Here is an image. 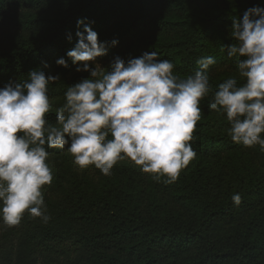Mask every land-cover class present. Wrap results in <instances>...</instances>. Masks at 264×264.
<instances>
[{"label": "trees", "instance_id": "1", "mask_svg": "<svg viewBox=\"0 0 264 264\" xmlns=\"http://www.w3.org/2000/svg\"><path fill=\"white\" fill-rule=\"evenodd\" d=\"M60 1L0 0V88L26 80L33 70L59 76L49 85L53 111L46 118L53 125L55 109L65 102L69 85L90 77L89 72H77L67 57L78 40L77 31H83L77 21L84 20L107 45V54L97 63L107 67L121 49L131 58L156 51L158 59L171 61L176 75L185 78L201 57L228 58L238 69L236 59L227 53L235 41L225 36L223 25L228 24L231 32L233 18H242L255 6L264 8V0H168L169 8L180 15L151 22L149 0H65L56 14L47 16L49 7ZM193 1L205 5L206 12ZM106 4H116L122 19L127 12L132 14L123 31L105 16ZM151 23L180 35L124 45L126 36L137 35ZM113 40L118 44L113 46ZM60 58L68 67L56 63ZM229 77H210L212 93L201 101V110ZM225 117L201 111L190 142L196 156L170 184L155 181L151 174L148 179L138 175L127 164L130 159L124 165L120 162L122 168L116 164L106 176L94 166L80 170L66 149H48L53 180L42 192L51 219L44 223L26 212L18 226L0 225V264H103V260L126 264L104 252L107 244L120 246L136 264H155L158 248L167 247L179 257L194 244L198 254L184 264H251L257 258L264 264V172L258 176L247 148L232 141ZM252 150L264 156L259 145ZM211 153L226 155L216 163L209 158ZM234 193L242 197L239 206L232 201ZM172 205L185 213L173 212ZM143 206L148 208L145 216Z\"/></svg>", "mask_w": 264, "mask_h": 264}, {"label": "clouds", "instance_id": "2", "mask_svg": "<svg viewBox=\"0 0 264 264\" xmlns=\"http://www.w3.org/2000/svg\"><path fill=\"white\" fill-rule=\"evenodd\" d=\"M77 27L83 31H77L67 57L77 72L90 77L69 85L65 102L55 109V125L46 117L53 111L49 85L59 76L33 70L26 80L0 88V225L5 228L18 226L26 212L50 221L42 192L53 180L48 149H66L80 170L94 166L106 176L130 159L165 184L177 181L196 156L190 142L201 119V101L212 93L209 72L215 58H199L185 78L156 51L127 62L116 56L105 68L97 58L107 54L106 43L84 20ZM67 38L72 41L71 34ZM231 38L235 43L227 53L236 59L244 83L238 84L236 76L220 83L208 108L226 114L234 143L259 145L264 152V8L255 6L233 18ZM56 63L68 67L64 58ZM232 201L239 206L241 195L234 193Z\"/></svg>", "mask_w": 264, "mask_h": 264}, {"label": "rangeland", "instance_id": "3", "mask_svg": "<svg viewBox=\"0 0 264 264\" xmlns=\"http://www.w3.org/2000/svg\"><path fill=\"white\" fill-rule=\"evenodd\" d=\"M167 1L168 0H149L150 10H151V22H154L157 19H164V18H169V17L180 15L179 12L169 8V6L167 5ZM64 2L65 0H61L60 2L53 4V7L50 6L51 8L49 7L47 16L52 17L54 14H56L58 9L64 4ZM192 3L197 6L200 12H206L207 8L205 5L198 3L196 1H193ZM106 9H107L108 15H105V16L111 17L112 26H114V28L117 30L123 31L126 27L124 22H127L131 18L132 14L130 12H127L125 15V19H122L121 16L117 15V12H116L117 5L116 4H106ZM223 30L225 31V36H227V38L230 39L231 32L228 27V24L223 25ZM179 35H180L179 32L175 30L160 29L158 27H154L151 23L150 25H148L147 27H144L141 31H139L137 35L126 36L124 39L125 40L124 45L128 47H131L138 43L144 45V44H148L154 41H162V40L176 38V37H179ZM229 43H232V40H229ZM117 56L124 59L125 62H127L128 59L131 58L130 55L123 49H121V51L119 52ZM103 67L108 68L109 65L107 67L106 66H103ZM174 74H176L175 69H174ZM225 74H227L230 77L236 76L237 79L243 81L242 79L239 78L238 69H236L233 66L231 59H228V58L227 59L225 58L223 60L216 59V64L211 66L210 68L209 76L210 77H220ZM202 111L208 114H211V115L216 113V111L209 110L208 107L204 108V110ZM248 151H249L248 154H250V156L252 157V163L254 165L255 173L258 176L262 175V173L264 172V156L262 154L256 153L254 150H252V148H247V152ZM225 155L226 154L224 153L222 154L211 153L209 155V158L214 160L216 163H218L220 160L224 159ZM120 162H121V165H124L125 160L120 161ZM120 162L117 163L118 168H122L120 165ZM127 164H130L132 168H135L136 173L138 175H142L146 177L145 179L149 178V174L144 173L139 166L137 167L134 164V162L127 161ZM214 193L216 192L211 193V195H213ZM171 210L173 212H180L182 214L185 213L184 210L179 205H172ZM147 212H148L147 206H143V209H142L143 215L145 216ZM104 252L109 253L111 257H114L116 255L117 258H119L120 260H123L126 264H136L134 260L135 258L133 256H128L127 251L120 248V246H116L114 244L113 245L107 244L106 247L104 248ZM197 254H198V245L196 244L188 248L187 251L181 254L179 257L172 256L169 253V250L167 249V247L158 248L155 254V264H184L185 260H188L190 258H196ZM261 260L262 258H257V260L251 264H258L259 261ZM103 261H104L103 264H106L105 260ZM107 264H109V262Z\"/></svg>", "mask_w": 264, "mask_h": 264}]
</instances>
